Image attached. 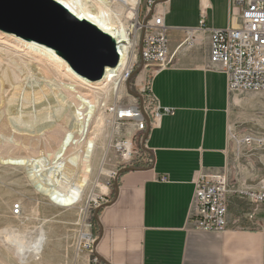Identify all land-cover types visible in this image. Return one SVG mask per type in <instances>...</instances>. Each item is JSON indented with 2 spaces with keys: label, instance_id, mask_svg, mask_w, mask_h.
Returning <instances> with one entry per match:
<instances>
[{
  "label": "crops",
  "instance_id": "0c3cea01",
  "mask_svg": "<svg viewBox=\"0 0 264 264\" xmlns=\"http://www.w3.org/2000/svg\"><path fill=\"white\" fill-rule=\"evenodd\" d=\"M233 1L170 0L165 25L171 52L185 39L184 30L199 26L203 3L209 7L207 26L228 28ZM208 46L205 38L202 47L180 49L173 66L154 80L160 103L176 115L149 133L145 149L153 165L123 169L110 202L95 217L93 256L100 264H264V205L248 220L251 202L233 196L229 219L240 220L239 227L212 233L187 227L194 178L201 166L226 167L227 127L239 123L248 105L247 94L230 93L227 76L209 69ZM162 176L169 181H160ZM82 256L80 263L88 264L90 254Z\"/></svg>",
  "mask_w": 264,
  "mask_h": 264
},
{
  "label": "built area",
  "instance_id": "2783aa9c",
  "mask_svg": "<svg viewBox=\"0 0 264 264\" xmlns=\"http://www.w3.org/2000/svg\"><path fill=\"white\" fill-rule=\"evenodd\" d=\"M169 1L145 0L144 19L137 31L142 32V36L131 38L129 67L116 79L121 89L113 94V102L104 106L105 112L112 117L113 136H116L114 147L119 158L107 173L104 192L94 194L95 198L87 200L82 207L81 230L75 249L77 256L90 254L88 264H100L99 259L93 256L98 240L93 229L96 211L110 202L111 189L123 169L153 165V157L145 149L146 142L143 144L144 138L148 130L160 128L165 118L176 115L175 109L162 106L154 93L153 83L160 72L173 66L180 49L202 47L207 38L209 69L227 76L230 93H264V0L231 2L230 25L226 29L207 26L209 7L203 3L199 26L184 30L185 39L174 52L170 50L165 25ZM142 4L143 0L139 6ZM237 17L239 22L235 24ZM141 65L136 81L127 88ZM227 140V155L231 160L226 167L215 170L201 166L194 178L189 229L212 233L239 227L240 220L231 222L229 219V204L233 196L251 202L253 210L247 214L248 220H253L255 213L264 205V132L244 131L230 125L227 127ZM159 180L169 181L167 176ZM254 180L256 183L252 185ZM21 213L22 206L14 205L13 216ZM261 229L264 232V225Z\"/></svg>",
  "mask_w": 264,
  "mask_h": 264
},
{
  "label": "bare ground",
  "instance_id": "6f19581e",
  "mask_svg": "<svg viewBox=\"0 0 264 264\" xmlns=\"http://www.w3.org/2000/svg\"><path fill=\"white\" fill-rule=\"evenodd\" d=\"M54 1L68 8L77 18L93 23L112 36L117 41L120 64L115 69L107 68L103 80L90 81L74 72L54 49L0 31V93L5 82L9 88L20 83L19 71L22 68L31 72L29 63L37 65L42 77L54 81L37 91L32 89L35 88L32 85L24 94L23 103L29 105L27 118L21 120L18 107L11 109L16 116L13 135L16 141L10 148L33 151L34 155H8L3 159L6 165L25 166L33 188L40 195L63 207L78 208L77 205L82 204L86 192L91 189L95 163L102 158V165L105 164L108 152L98 141L100 98L107 95L110 89L115 94L121 89L116 79L129 67V43L131 34L138 31L141 0ZM133 21L134 24L130 25ZM53 71L57 78L52 77ZM20 93L21 88H15L12 99L19 98ZM8 131V121L0 123V133ZM37 149L41 151L36 152ZM102 169L104 174L108 173L104 167ZM93 198L92 191L89 200ZM44 237L41 234L39 238L27 242L19 235H11L10 240L23 261L29 258L37 260L38 257L40 260Z\"/></svg>",
  "mask_w": 264,
  "mask_h": 264
},
{
  "label": "rangeland",
  "instance_id": "374dc122",
  "mask_svg": "<svg viewBox=\"0 0 264 264\" xmlns=\"http://www.w3.org/2000/svg\"><path fill=\"white\" fill-rule=\"evenodd\" d=\"M43 3L51 12L62 16L56 7L46 1H43ZM144 3L145 0H143V4L138 7L140 10L139 21L141 22L145 15ZM66 21L69 22L68 20ZM133 24L134 21L130 22V25ZM0 31L14 34L24 41H32L54 49L45 42L37 39L42 32L34 28H27L18 20H4L3 23L0 24ZM141 36L142 32H133L131 34L132 39L140 38ZM60 57L66 61L62 56ZM29 66L31 69L30 73L23 68L19 71L21 76L19 84L16 83L9 88V84L5 82L3 90L0 93L2 99V105H0V123L8 121L10 130L0 133V264H81L83 256L82 254L77 256L75 245L78 233L81 230L80 225L83 216L81 212L84 211L82 207L89 201L92 191L95 195L104 192L107 174L103 173L102 167H104L106 171H110L114 168V164H116L115 162L119 158L114 147L116 136H113L112 117L104 110L105 104L113 102V89H110L107 95H103L100 98L102 107L100 112L101 126L98 141L102 144L104 151L108 152L105 164L104 166L102 165V158L95 163L94 166L96 169L94 168V174L92 173L93 175H91L90 187L93 190L91 191L90 189L86 192L82 204L77 205L78 208L63 207L53 200H50V198L44 197L35 191L28 178L27 168L25 166L6 165L4 163L5 159H3L8 155L23 157L34 155L33 151L28 152L24 149L14 150L10 148V145H13L16 141L13 137L15 133L14 123L16 122V116L11 113V109L18 107L21 111V120L27 118L29 105L23 103L24 94L29 92L32 85L35 87L32 89L37 91L46 83L50 84L54 81L42 77L36 64L29 63ZM137 76L138 74L135 75L134 73L133 78L128 84H133ZM52 77H58L55 71H53ZM66 79L67 78H65V81ZM1 81L2 78L0 77V82ZM15 88H21V93L19 98L13 100ZM245 97L247 98L245 102H247L246 104L248 105L244 107L243 117L238 120L239 123L235 125L236 128L244 131L250 129L256 132H264V93L251 92L245 95ZM37 107H40V105H37ZM14 146H17V144ZM103 149H100L101 152ZM38 151L41 150L37 149L36 152ZM243 173H246V171L243 170ZM16 204L22 206V213L18 216H13V209ZM41 234L45 236V239L42 242L44 251L43 255L40 256V260L38 257L37 260L29 258V260L23 261L10 240V236L19 235L25 241L30 242L39 238Z\"/></svg>",
  "mask_w": 264,
  "mask_h": 264
},
{
  "label": "water",
  "instance_id": "95a60500",
  "mask_svg": "<svg viewBox=\"0 0 264 264\" xmlns=\"http://www.w3.org/2000/svg\"><path fill=\"white\" fill-rule=\"evenodd\" d=\"M43 1L56 7L62 16L51 12ZM13 19L27 28L42 32L37 39L53 47L74 72L90 81L103 80L107 68L115 69L120 64L117 41L112 36L93 23L77 18L68 8L54 0H0V24L4 20ZM141 67L142 65L135 71V75ZM129 86L130 84L128 88ZM149 133L150 130L143 144ZM137 170L127 168L123 171ZM102 209L103 207L96 211V218Z\"/></svg>",
  "mask_w": 264,
  "mask_h": 264
},
{
  "label": "trees",
  "instance_id": "16d2710c",
  "mask_svg": "<svg viewBox=\"0 0 264 264\" xmlns=\"http://www.w3.org/2000/svg\"><path fill=\"white\" fill-rule=\"evenodd\" d=\"M93 223H94V231H95L96 230V224H97L96 218H93Z\"/></svg>",
  "mask_w": 264,
  "mask_h": 264
}]
</instances>
